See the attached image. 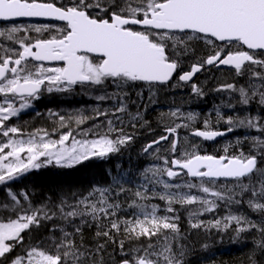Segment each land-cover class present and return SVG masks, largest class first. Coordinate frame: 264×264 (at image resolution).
<instances>
[{"label": "snow or ice", "instance_id": "1", "mask_svg": "<svg viewBox=\"0 0 264 264\" xmlns=\"http://www.w3.org/2000/svg\"><path fill=\"white\" fill-rule=\"evenodd\" d=\"M20 18L62 21L64 27L56 28L58 35L33 37L32 32L41 34L53 26H17L14 22ZM0 22H13L0 29V137L7 138L0 142V185L40 168L44 163H38L41 157L49 163L54 159L62 168H72L120 152L133 136L115 127L118 113H126L132 120L142 119L139 112H129L126 100L121 98V93L128 97L129 85L147 84L151 88L168 84L174 76L189 82L206 65L226 66L236 76L247 78L245 85L225 83L217 89L235 94L236 104L229 101L227 106L247 111L256 103L264 110V0H69L68 4H57L55 0H0ZM199 42L205 47L190 70H185L183 58L195 54ZM44 62H61V66L46 67ZM109 84L119 91H104L95 99L116 101L115 108L97 110L95 117L81 115L75 123L103 116L108 131L117 133L114 137L98 134V139L75 141L67 148L71 132L53 140L45 138L46 130H40L44 134L39 138L37 133H29L27 139H21L18 137L25 135L22 129L7 123L30 108L42 90L70 92L76 85L106 89ZM191 87L196 95H203L196 84ZM170 115L179 119L178 110ZM216 116L218 122L227 125L225 131L216 130L206 120L203 130L191 134L206 141L238 130L259 135L245 134L243 140L238 139L232 146L238 152L230 153L226 146L219 156L185 150L179 157L177 129L189 125L174 123L165 128L168 135L143 149L148 152L167 141L171 155L156 157L163 166L145 169V184L131 196L126 195L130 189L117 177H113L115 187L96 186L86 195L73 194L71 199L62 197L58 203L39 207L31 205L26 192L17 194L9 188L10 203L0 204L12 213L0 221V264H108L106 255L111 264H185L175 205L199 203L200 208L189 210L190 217H196L214 212L222 204L239 205L246 198L248 207L264 217V116H225L219 111ZM194 119L191 113L187 116L189 121ZM245 141L249 142L247 152L239 147ZM180 176L192 180L171 182ZM220 180L231 181L232 186L218 185ZM155 186L163 190L157 191ZM192 189L204 195L193 194ZM20 196L29 201L27 206L22 205ZM153 199L163 201L165 207L149 203ZM128 209V215L120 214ZM93 226L94 244H86L84 229ZM190 226L218 233L231 230L233 242L255 231L259 238L254 240L251 264H258V252L264 254V223L248 216L229 213L207 224L190 220ZM42 227H47L49 235L17 255L16 249L25 246L23 234ZM109 243L118 247V258L107 253Z\"/></svg>", "mask_w": 264, "mask_h": 264}, {"label": "trees", "instance_id": "2", "mask_svg": "<svg viewBox=\"0 0 264 264\" xmlns=\"http://www.w3.org/2000/svg\"><path fill=\"white\" fill-rule=\"evenodd\" d=\"M55 2L57 4H68L69 0H55ZM31 35L33 37L37 35L50 37L52 32L46 34L32 32ZM204 47L203 43L199 42L195 54L183 58V68L185 70H190V65L198 59ZM225 83H235L238 86L245 85L247 84V78L236 76L233 70L224 71L216 68L203 70L194 81V84L202 90L203 95H196L191 85L179 83L177 77L166 86L165 93L163 89L161 91L160 87L152 88L153 91L148 93L146 85H130L132 86L130 91L127 89L129 98H124L122 93L121 98L126 100L128 111L133 114L139 112L142 119L132 120L126 113H118L120 119L115 121V127L123 128L126 134L133 136L130 143L122 147L120 152L111 154L106 161L92 159L75 165L72 168H62L54 164H48L36 170L31 169L21 174L18 179L10 181L7 185H0V204L10 203V200L7 198L9 188L17 194L26 192L31 205L39 207L51 202L58 203L62 197L71 199L73 194L86 195L91 188L96 186L115 187L113 185V177L119 178L124 187L130 189L126 195L131 196V192L135 191L142 184H145L142 174L145 169L153 168L156 165V157L171 155L167 151L168 149H159L158 153L153 150L148 152L143 151L149 142L166 134V127L173 126L174 123L178 124V122L181 125L188 124L187 128L181 126L177 133L189 134L194 130H203L204 122L207 120L210 126L216 130L225 131L227 125L223 121H217V111L225 116H264V110H261L256 103H252L247 111L239 108V106H237L239 111L236 108H229L227 106L229 101L232 104H236L235 94L228 91H217ZM113 88L114 86L112 87L109 84L104 91L109 92L111 90L113 92ZM104 91L95 87L76 86L70 92L42 93L39 99L33 101L30 109L24 112L25 114L14 117L8 122V125L20 127L25 134L37 133L43 135L44 132L40 130H46L48 136L51 138L66 132H74L80 128H87L91 125L96 126V123L100 122L101 116L99 118L88 119L80 125L75 123V118L81 115L95 117L97 110H113L116 106V101L99 102L95 99V96L103 94ZM115 92L117 91L115 90ZM139 107H142L141 110ZM177 110L180 118H175L172 122L169 121L171 119L170 113ZM190 113L195 116L194 120H187V116ZM165 114L168 116L167 121L164 120ZM60 117H64V120L61 121ZM133 124L137 126L132 127ZM105 125L109 137L117 135V133L109 132L107 124ZM152 132H155V136ZM245 134L259 135L255 132L246 133L245 130H238L232 132V135L226 139L214 143H206L197 139V152L202 155L219 156L224 154L223 150L226 146L229 147L230 153L238 152V148L232 146L237 144L238 139L243 140ZM239 147L247 152L249 150V142L245 141ZM164 179L167 180L166 177ZM178 180L182 179H175V181ZM216 183L218 185L225 184L232 186L231 181ZM148 187L151 188V184ZM20 199L22 205H28L29 201H24L22 196H20ZM120 200L122 203L124 202L123 197H120ZM154 200L156 201L155 204L160 205L161 209H163V201L159 199ZM175 207L177 209L176 215L178 213L181 214V220L176 222L179 224L181 230V243L185 246V264H251L250 257L255 246L254 240L259 238V233L255 231L245 233L243 239L233 242L231 230L228 233H218L214 229H193L190 226V220L204 221L207 224L208 221L221 219L229 213L248 216L256 223H264V217L253 212L248 207L246 198L239 205L222 204L213 213V218L210 217L212 215L211 212H205L204 216L191 218L189 215L190 207L184 206L179 208V205H175ZM130 212L131 210L128 209L127 211H122L120 214L124 216ZM162 214L171 215L169 213ZM11 215L12 213L0 208V221L5 220L6 216ZM204 217L210 218L209 220H204ZM47 223L51 224V222ZM94 233V226L85 227L84 236L86 244H94ZM23 235L25 236V246L16 249L17 255L23 254L30 244L45 239L49 235V232L47 227H42L34 229L30 233L26 232ZM115 238L117 240L120 239L119 236ZM208 239L209 241H207ZM205 244L208 245L207 249L204 248ZM107 253L111 254L113 258H118V247L109 243ZM105 259L108 260V264H111V260L107 255ZM255 259L258 261V264H264V254L258 252Z\"/></svg>", "mask_w": 264, "mask_h": 264}, {"label": "rangeland", "instance_id": "3", "mask_svg": "<svg viewBox=\"0 0 264 264\" xmlns=\"http://www.w3.org/2000/svg\"><path fill=\"white\" fill-rule=\"evenodd\" d=\"M29 25H34V24H29ZM19 26H25V27H27L28 25H23V24H21V25H19ZM10 27V26H9ZM3 28H7V27H0V29H3ZM115 86V85H114ZM127 89H128V87H127ZM126 89V90H127ZM53 92H55V93H57L56 91H53ZM53 92H47L46 90H43V93H45V94H50V93H53ZM112 91L111 90H109V92L108 93H110V94H113L114 93V89H113V92L111 93ZM63 93H65V92H63ZM34 100H37V99H33L32 101H31V104L33 103V101ZM3 102V97H0V103H2ZM110 106H112V105H110ZM114 106V105H113ZM104 107H107V106H104ZM103 107V108H104ZM30 108H28V109H25V110H23L21 113H24V112H26L27 110H29ZM178 115H179V113H178ZM164 120H168V116L165 114L164 115ZM14 118V117H13ZM13 118H11V119H13ZM175 118H177V117H173V116H171V119L169 120V121H173ZM179 118H180V115H179ZM10 119V120H11ZM9 120V121H10ZM8 121V122H9ZM7 122V123H8ZM178 124H180V122H178ZM97 126H95V125H91V126H88L87 128H82V129H77V130H75L74 132H71L72 133V135H71V137H70V139H69V141H67L66 143H65V147H67V148H71L72 147V144H73V142H75V141H80V140H92V139H98L99 138V136H97V134H96V132H95V128H96ZM180 128H178L177 129V131L179 130ZM25 134V133H24ZM41 134H37V138H39V136H40ZM61 134H59L57 137H53V138H51L50 136H46L45 138L46 139H53V140H57V139H59V136H60ZM191 136H186V135H184V137H183V139H182V143H179V146H178V148H179V153L177 154L179 157H182V154L185 152V150H187V151H193V150H195V151H197V149H196V147L198 146V143L196 142V141H194L193 139H191L190 138ZM14 138H16V137H14ZM18 138H21V139H27V134H25V135H23V136H21V137H18ZM7 138H4V137H0V142H3L4 140H6ZM193 146H196L195 148H193ZM77 147H79V145H77ZM158 153V152H157ZM156 153V154H157ZM40 162H44L43 164H42V166L43 165H48V164H54V165H56V163H55V160L54 159H52V161L49 163V162H47L46 161V158L45 157H41L40 158V161H38V163H40ZM155 166H153V168L154 167H156V166H163L162 165V161L161 160H159V159H156L155 160ZM58 166V165H57ZM38 169V168H37ZM34 170H36V169H34ZM150 174V173H149ZM151 175V174H150ZM166 177V176H165ZM183 181L184 180H178V181H171V182H180L181 184H183ZM152 187H153V185H151ZM156 187V190L157 191H162L163 189H162V187L161 186H155ZM182 191H184V192H188L189 190L187 189V188H182L181 189ZM191 192L193 193V194H197V195H201V196H203L204 194L203 193H200V192H198V190H196V189H192L191 190ZM209 198V197H208ZM155 200L153 199V200H151V201H149V203H154L155 204ZM163 207L162 208H164L165 207V203L163 202ZM186 206H188V207H190V209H196V208H200V205H199V203H197L196 205H186Z\"/></svg>", "mask_w": 264, "mask_h": 264}, {"label": "water", "instance_id": "4", "mask_svg": "<svg viewBox=\"0 0 264 264\" xmlns=\"http://www.w3.org/2000/svg\"><path fill=\"white\" fill-rule=\"evenodd\" d=\"M15 22H39V23H63L64 24V22H62V21H54V20H49V19H45V18H20V19H18V20H16ZM0 23H13V22H0ZM44 64L45 65H61V62H52L51 64H49L48 62H44ZM206 68H210L211 66H205ZM218 68H221V69H231V68H228V67H226V66H220V67H218ZM202 71V70H201ZM201 71L200 72H197L196 74H194V76H193V78H192V80L191 81H189V82H183V81H180L181 83H186V84H191V83H193L194 82V80L196 79V77L201 73ZM171 82V81H170ZM169 82V83H170ZM168 83V84H169ZM232 134V132L231 133H226L224 136H220V137H217V138H215L214 140H211V141H206V140H204L203 138H201V137H196V136H194V137H196V138H198V139H201L202 141H205V142H208V143H212V142H216V141H219V140H222V139H225V138H227V137H229L230 135ZM162 143V142H161ZM191 178V177H190Z\"/></svg>", "mask_w": 264, "mask_h": 264}, {"label": "flooded vegetation", "instance_id": "5", "mask_svg": "<svg viewBox=\"0 0 264 264\" xmlns=\"http://www.w3.org/2000/svg\"><path fill=\"white\" fill-rule=\"evenodd\" d=\"M17 26H19V25H21L20 23H15ZM44 24H46V23H44ZM44 24H41V23H39V24H34V25H37V26H40V25H44ZM49 24V23H48ZM26 25H28V24H26ZM49 25H52L53 27L51 28V29H49L48 31H45V32H43V34H46V33H48V32H52V35H58V33L56 32V28H58V27H64V24H58V23H52V24H49ZM9 26H11V24H0V27H9ZM37 34V33H36ZM114 90H117V88L116 87H114L113 88ZM148 90H149V88H147ZM160 89H161V91H162V89L164 90L163 92L165 93V87L164 86H160ZM105 124H107V121H106V119L103 117V116H101V120H100V122L98 123V132L102 135V134H104V132H105V130H106V127H105ZM187 136V135H186ZM170 139H171V137H170ZM165 143L166 144H168V142L167 141H165ZM178 216H179V221L181 220V218H180V213H178L177 214ZM210 218V217H209ZM209 218H207V217H204V220L205 219H207V220H209Z\"/></svg>", "mask_w": 264, "mask_h": 264}, {"label": "bare ground", "instance_id": "6", "mask_svg": "<svg viewBox=\"0 0 264 264\" xmlns=\"http://www.w3.org/2000/svg\"><path fill=\"white\" fill-rule=\"evenodd\" d=\"M139 108H140V110H141L142 107H139ZM144 108H145V107H144ZM137 109H138V108H137ZM140 110H139V111H140ZM142 111H143V109H142ZM151 115H152V114H151ZM151 119H152V118H151ZM157 121H158V120H157ZM153 123H155V122H153ZM153 123H152V124H153ZM156 124H157V123H156ZM151 126H152V125H151ZM155 128H157V127H155ZM159 129H160V128H159ZM150 132H151V130H150ZM152 133H153V135H154L155 132H152ZM148 134H149V133H148ZM154 136H155V135H154ZM154 136H153V137H154ZM134 149H135V148H134ZM90 235H91V234H90ZM211 240H212V239H211ZM207 241H209V239H208ZM198 258H199V257H198ZM189 264H190V263H189Z\"/></svg>", "mask_w": 264, "mask_h": 264}]
</instances>
